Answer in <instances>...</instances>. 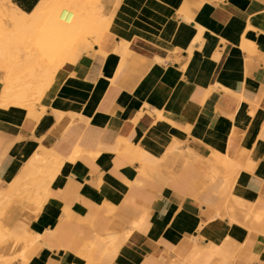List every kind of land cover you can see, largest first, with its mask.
I'll return each mask as SVG.
<instances>
[{
  "label": "crops",
  "instance_id": "1",
  "mask_svg": "<svg viewBox=\"0 0 264 264\" xmlns=\"http://www.w3.org/2000/svg\"><path fill=\"white\" fill-rule=\"evenodd\" d=\"M3 1L25 62L50 0ZM97 3L38 106L2 78L0 264H264V0Z\"/></svg>",
  "mask_w": 264,
  "mask_h": 264
},
{
  "label": "rangeland",
  "instance_id": "2",
  "mask_svg": "<svg viewBox=\"0 0 264 264\" xmlns=\"http://www.w3.org/2000/svg\"><path fill=\"white\" fill-rule=\"evenodd\" d=\"M47 4L48 11L43 21L33 28L32 33L27 32L28 39L25 43L18 45V48L24 51L21 58L29 54L27 61L22 62L18 56L11 53L10 44L14 30L20 37H23L24 28L19 29L18 25L14 24L15 19L10 17L5 1L0 0V59L4 63L0 69L1 90L4 85L2 78L5 75L6 95L23 92L26 100L31 101L34 107L40 104L48 89L54 84L56 73L65 65L70 64L66 63L59 68L65 58L61 51L83 37H88L87 40L94 44L96 32L93 28L101 27V24H94L95 19L101 23L97 0H50ZM84 22L90 25V29L80 32L85 25ZM19 31L22 32L19 33ZM88 53L89 50H82L73 63L81 57H87ZM143 164L146 165V163ZM152 178L156 180L155 177ZM15 197H21V195ZM6 212V209L0 208V219L6 216ZM241 214L244 217H240L239 221L234 224L244 226L252 233L264 234V202L257 201L256 210H249L247 215L243 212ZM7 239L8 235L1 240L2 245L7 244ZM20 243L18 240L14 241L16 247ZM24 243L26 248H30L28 246L30 243ZM38 246L40 244L31 247L30 251Z\"/></svg>",
  "mask_w": 264,
  "mask_h": 264
},
{
  "label": "bare ground",
  "instance_id": "3",
  "mask_svg": "<svg viewBox=\"0 0 264 264\" xmlns=\"http://www.w3.org/2000/svg\"><path fill=\"white\" fill-rule=\"evenodd\" d=\"M45 2H47V1H45ZM43 3L42 5H40L39 7H38V9L33 13V14H31V15H29L30 17H31V24L34 26V25H36V24H39L40 22H41V19H42V17H44L45 16V14H46V9H47V6H48V4L47 3ZM77 19V18H76ZM81 19V18H80ZM75 21V20H74ZM76 22V21H75ZM82 23V22H81ZM85 23V22H84ZM80 24V23H79ZM98 24V23H97ZM68 50V49H67ZM195 67V66H194ZM11 92V91H10ZM12 93V92H11ZM14 93V92H13ZM43 93V92H42ZM16 96V97H20V98H23L24 96H25V94L23 93V92H16V93H14V94H10V93H8V95L7 96ZM26 98V97H25ZM10 99H11V97H10ZM18 99V98H17ZM16 99V100H17ZM15 100V101H16ZM17 103H19V102H17ZM38 158V157H37ZM36 158V159H37ZM46 159V157H43V159H42V157H40V159H42L41 160V162H43V160H45ZM39 159V158H38ZM46 161H44V163H45ZM143 162V161H142ZM37 163V162H36ZM139 163H141V162H139ZM144 163V162H143ZM142 165V164H141ZM149 167V166H148ZM238 169V168H237ZM239 171V170H238ZM35 180V179H34ZM34 182H33V180H32V184H33ZM32 194V193H31ZM33 194H36V195H38L37 193H33ZM48 196V195H47ZM46 196L44 195V198H45ZM41 198H43V197H41ZM42 201V200H41ZM40 201V202H41ZM39 202V201H38ZM42 202H44V200L42 201ZM46 202V201H45ZM44 202V203H45ZM44 203H42V204H44ZM36 204V203H35ZM36 206V205H35ZM41 206H38L37 208H36V210L38 209V208H40ZM16 209V208H15ZM39 211H40V209H38ZM37 210V211H38ZM37 214V213H36ZM2 229V228H1ZM5 232V231H4ZM0 234H2V233H0ZM1 237V236H0ZM3 237V236H2ZM5 237V236H4ZM6 238V237H5ZM2 239V238H1ZM2 241L0 240V243H1ZM3 242H5L4 240H3ZM3 243H1V245H2ZM0 245V246H1ZM11 246V245H10ZM21 247V246H20Z\"/></svg>",
  "mask_w": 264,
  "mask_h": 264
}]
</instances>
